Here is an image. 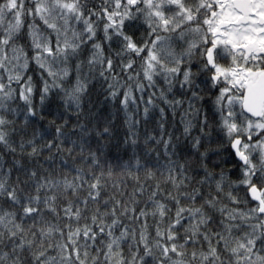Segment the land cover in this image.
Returning a JSON list of instances; mask_svg holds the SVG:
<instances>
[{"label": "snow or ice", "instance_id": "snow-or-ice-1", "mask_svg": "<svg viewBox=\"0 0 264 264\" xmlns=\"http://www.w3.org/2000/svg\"><path fill=\"white\" fill-rule=\"evenodd\" d=\"M0 156V264H264V0H0Z\"/></svg>", "mask_w": 264, "mask_h": 264}, {"label": "clouds", "instance_id": "clouds-1", "mask_svg": "<svg viewBox=\"0 0 264 264\" xmlns=\"http://www.w3.org/2000/svg\"><path fill=\"white\" fill-rule=\"evenodd\" d=\"M101 96H103V94L93 95L90 101H86L82 111V115L79 117V122L90 124L93 128H95L97 125L101 126L102 128L105 125V123L108 122L109 126L113 128L114 132H119L120 136L122 137L123 133L127 131V125L124 123L125 120L124 114L122 112H118L117 110H115L113 106L104 99V96L103 99H100ZM69 119L72 121V124L77 123V117L72 112L69 113ZM77 131H79V128H77ZM140 132L141 134H143L141 128H140ZM7 159H11V157H8ZM41 162H44L43 159L41 160ZM57 162L59 164L62 163L63 161L59 160L58 158ZM163 162L164 161L162 159L161 163ZM4 163H5V157L0 156V166H3ZM205 190L207 191V189ZM145 196H147V192L145 193ZM3 243H6V241L0 243V251H3ZM9 264H11V261H9Z\"/></svg>", "mask_w": 264, "mask_h": 264}, {"label": "trees", "instance_id": "trees-1", "mask_svg": "<svg viewBox=\"0 0 264 264\" xmlns=\"http://www.w3.org/2000/svg\"><path fill=\"white\" fill-rule=\"evenodd\" d=\"M100 99H103V96H101ZM106 103H108V102H106ZM141 131H142V132L144 131L143 126H141Z\"/></svg>", "mask_w": 264, "mask_h": 264}]
</instances>
